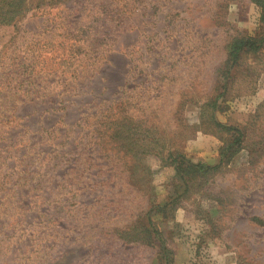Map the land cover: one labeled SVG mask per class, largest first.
<instances>
[{"label":"rangeland","instance_id":"374dc122","mask_svg":"<svg viewBox=\"0 0 264 264\" xmlns=\"http://www.w3.org/2000/svg\"><path fill=\"white\" fill-rule=\"evenodd\" d=\"M24 1L0 25V264H264V0Z\"/></svg>","mask_w":264,"mask_h":264},{"label":"trees","instance_id":"16d2710c","mask_svg":"<svg viewBox=\"0 0 264 264\" xmlns=\"http://www.w3.org/2000/svg\"><path fill=\"white\" fill-rule=\"evenodd\" d=\"M37 1V4L38 3H41V2H44L45 0H36ZM27 1H24V0H0V25H12V24H15L16 23V19L18 17H20L22 14H24L30 4H27L26 3ZM260 43H257L255 44L252 40L250 39H247V40H244V39H241V40H238L236 41V43L234 44V49H235V55H236V52H238V50L242 49V48H254V47H258ZM77 47L79 49L82 48V44H79L77 45ZM80 56L82 58V54H79L77 55L75 53L74 55V59L73 60H70L69 63H72L74 60H76L77 62H80L81 60H78L80 59ZM237 56V55H236ZM70 58H73V56H70ZM65 62H67V60H64ZM71 65V64H70ZM230 129L234 130L236 132V136L234 137V144L235 145H238L240 143V140H241V137H242V134L243 132L236 128V127H230ZM221 154V160H223V157H226L228 155L224 154L223 152L220 153ZM171 164L174 165V167L176 168V171L178 172V174H181L180 171H181V164L184 162V157L182 156V154L180 153H171ZM180 158V159H179ZM186 161V160H185ZM187 163L184 165L186 167H199V168H203V167H206L207 168V165H204V164H194V163H191V162H188L186 161ZM221 163V161H220ZM148 215V213H147ZM148 222H149V225L150 226H153L152 225V222L151 220L148 218L147 219ZM155 233H158V231L154 230Z\"/></svg>","mask_w":264,"mask_h":264}]
</instances>
